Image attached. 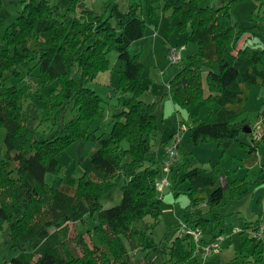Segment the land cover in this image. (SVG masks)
Wrapping results in <instances>:
<instances>
[{"label":"trees","instance_id":"1","mask_svg":"<svg viewBox=\"0 0 264 264\" xmlns=\"http://www.w3.org/2000/svg\"><path fill=\"white\" fill-rule=\"evenodd\" d=\"M240 1L244 0L213 5L210 0H163L164 8L178 15L177 25L190 28L188 40L198 45L196 52L177 63L169 93L182 106L200 101L217 106L206 119L189 126L193 144L215 141L226 151L237 141L252 152L259 143L239 138L244 124L238 117L245 112L250 86H264V0L250 26H241L234 16ZM20 2L16 18L0 34V126L6 129V153L0 159V218L9 223L11 246L18 251L9 264H133L129 249L142 245L136 223L151 214L154 225L162 211L156 181L162 176L165 151L158 155L154 148L161 130L162 99L141 98L142 64L129 51L145 32L140 0H129L125 10L116 0H107L97 9L85 0ZM1 8L0 0V20ZM248 33L255 41L239 45ZM113 50L123 62L120 84L113 90L119 108L111 115L109 132L97 134L82 125L102 108V98L89 81L109 68ZM35 68L44 82L59 79L61 84L52 89L40 118L51 124L47 131L31 126L24 109L34 90L23 80ZM12 78L17 81L10 82ZM35 91L43 96L41 87ZM68 111L71 116L64 118ZM77 140L96 142L89 154L90 169L76 179L50 184L47 173L58 167L60 152ZM259 141L264 142V134ZM160 144L167 141L162 139ZM232 160L237 161V156ZM220 174L196 166L185 169L180 180L189 183L185 224L206 233L215 223L210 241L224 231L214 233L225 218L217 211L223 199L253 194L263 180L234 178L223 189ZM119 181H123L121 200L104 207L101 198ZM202 203L208 207L205 212ZM88 214L97 220L94 233L99 243L93 246L82 233L72 240L67 224ZM246 224L259 232L260 218ZM75 239L78 245H73ZM242 239L237 253L241 264H264V250L258 249L264 234L258 237L243 229ZM251 243L253 251L247 248ZM152 248L166 256L159 264H178L193 257L198 247L193 236L185 233Z\"/></svg>","mask_w":264,"mask_h":264},{"label":"rangeland","instance_id":"2","mask_svg":"<svg viewBox=\"0 0 264 264\" xmlns=\"http://www.w3.org/2000/svg\"><path fill=\"white\" fill-rule=\"evenodd\" d=\"M105 1L107 0H86L88 5L96 9L100 8ZM116 1L121 9H127L129 0ZM1 2L3 17L0 20V34L3 33L5 24L13 21L22 7L20 0H1ZM210 2L213 5H219L222 0H210ZM140 3L139 9L146 24L145 32L143 37L130 44L129 51L132 55H136L142 64L141 78L145 91L141 98L146 101L162 99V106L158 112L161 130L155 136L154 148L160 155L166 148V144H160L162 139L168 144L177 135L180 141L174 169L168 176L170 184L164 188L163 192H159L158 199L161 201L162 209L159 219L153 225L154 218L148 214L143 220L136 223L135 226L141 229L139 239L142 245L134 250L129 249V255L133 264H159L166 256L162 258L161 254L152 248V245L161 241L170 242L178 236H184L186 233L185 217L186 212L190 209V197L187 192L188 181L180 180L185 169L197 166L218 170L221 172L220 176H226L228 186L234 178L246 177L247 180H257L263 177V180L253 194L244 198L223 199L217 211L225 215V218L224 221L221 220L219 227L214 231V233H218L221 228L224 230L219 239L215 237L219 243L217 249L205 254L199 248L201 250H195L193 257L185 263L178 264H241L237 253L241 250L242 230L247 229L250 235L264 234V232H256L246 224L247 221L249 223L260 218L259 231L264 230V142L259 141L261 138H256L257 132L262 136L264 134V86L260 84L250 86L245 102V112L238 117V122L249 125L251 128L250 132L243 131L239 138L248 144H251L252 139H255L256 143H259L258 150L249 152L237 141H234L226 151H223L215 141L193 144L189 138V126L206 119L217 106L200 101L186 107L173 101L169 93V80L178 71L179 64L169 60L168 46L171 44L184 45L182 58H185L188 54L196 52L198 45L188 40L190 28L181 29L177 25L178 15H174L171 9H165L163 0H140ZM261 8L260 0L240 1L234 7V16L240 20L241 26H250L253 17ZM104 10L105 8L102 11ZM105 14L108 15V12ZM113 22L115 21L113 20ZM255 39L249 33L245 34L239 41V45L245 41L253 43ZM108 56L110 59L109 68L99 71L94 79L89 81V86L102 98V108L94 118L82 122L83 127L97 134L109 132L111 115L119 108L113 90L120 84L123 62L118 58V53L115 50L111 51ZM14 81L17 79H10V82ZM23 81L31 84L34 90L33 94L24 102V109L26 116L30 119V125L38 126L40 131H47L51 124L48 121H40V118L45 108L46 99L52 89L60 87V80L51 79L44 82L43 76L35 68L33 73L26 76ZM42 81L44 83L41 86ZM39 87H41L40 92L43 96L35 91ZM63 116L69 118L71 112L68 111ZM182 122L186 126H182L180 130ZM5 133V127L0 126V159L6 153ZM95 146V141L77 140L71 142L60 152L58 167L47 173V182L57 186L62 181L76 179L88 171L90 169L89 154ZM233 155L237 156V161L232 160ZM161 175L163 176L165 173L162 172ZM122 184L123 181L117 182L114 188L101 198L104 207L112 206L121 200ZM201 207L204 212L208 210L205 203H202ZM194 208L192 207V209ZM96 223L97 220L89 214L84 215L82 220L69 222L67 223L69 236L73 240L78 233H82L88 244L93 246L99 243L94 233ZM214 226L215 223L211 222L207 232L203 233L202 231L198 243L202 239L203 242L204 240L205 242L210 241ZM9 232V223L0 218V264L4 262L9 264L12 257L18 252L11 246ZM188 234L194 238V232ZM78 242L79 240L75 239L73 245ZM125 243L129 245L127 239H125ZM198 243L196 242L197 246ZM254 246L255 244L251 243L247 248L253 251ZM261 248L264 250V242L258 247V249ZM78 250L79 253H82L80 247ZM250 261H253L252 257Z\"/></svg>","mask_w":264,"mask_h":264},{"label":"built area","instance_id":"3","mask_svg":"<svg viewBox=\"0 0 264 264\" xmlns=\"http://www.w3.org/2000/svg\"><path fill=\"white\" fill-rule=\"evenodd\" d=\"M184 45H169L168 46V58L172 63H178L182 59V50L184 49ZM185 127V124L180 125V130L181 127ZM257 129V128H256ZM256 131V130H255ZM262 134L261 133H256V138H261ZM179 137L176 135L174 136L171 141L166 145L165 151H164V156L162 158V168L163 172L165 175L161 176L157 181H156V189L158 192H163L164 188L170 184V179H169V174L173 171L175 162L177 160V153H178V144H179ZM186 228V233H191L193 234L194 232V239L198 243L199 242V237L202 234V229L198 228H193L192 226L186 225L184 226ZM259 232H264L263 229ZM259 237L263 236V233H260L258 235ZM220 236H217V239H219ZM217 239L212 240L208 243L202 244L201 242L198 243V248H201L205 254H208L212 250H215V248H218V241ZM199 249V250H201Z\"/></svg>","mask_w":264,"mask_h":264},{"label":"water","instance_id":"4","mask_svg":"<svg viewBox=\"0 0 264 264\" xmlns=\"http://www.w3.org/2000/svg\"><path fill=\"white\" fill-rule=\"evenodd\" d=\"M244 131L250 132L251 128L249 125H244ZM219 182L220 185L223 187V189H226L228 187V182L226 181V176L225 175H221L219 177Z\"/></svg>","mask_w":264,"mask_h":264},{"label":"crops","instance_id":"5","mask_svg":"<svg viewBox=\"0 0 264 264\" xmlns=\"http://www.w3.org/2000/svg\"><path fill=\"white\" fill-rule=\"evenodd\" d=\"M86 1V0H85Z\"/></svg>","mask_w":264,"mask_h":264}]
</instances>
